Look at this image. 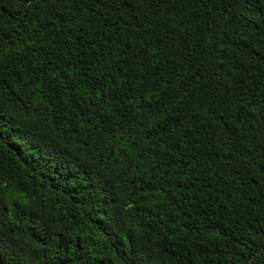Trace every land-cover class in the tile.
<instances>
[{"label":"trees","instance_id":"obj_1","mask_svg":"<svg viewBox=\"0 0 264 264\" xmlns=\"http://www.w3.org/2000/svg\"><path fill=\"white\" fill-rule=\"evenodd\" d=\"M0 264H264V0H0Z\"/></svg>","mask_w":264,"mask_h":264}]
</instances>
